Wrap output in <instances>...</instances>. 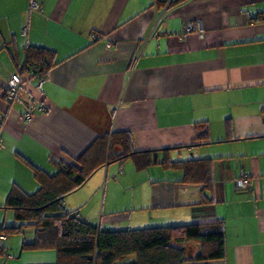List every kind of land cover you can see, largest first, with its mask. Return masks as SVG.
I'll return each mask as SVG.
<instances>
[{"label":"crops","instance_id":"crops-1","mask_svg":"<svg viewBox=\"0 0 264 264\" xmlns=\"http://www.w3.org/2000/svg\"><path fill=\"white\" fill-rule=\"evenodd\" d=\"M35 2L0 0V91L26 47L58 62L14 100L0 95V209L11 212L0 229L14 224L4 208L11 187L38 189L34 167L53 174L95 139L128 132L135 152L209 161L213 200L182 182L181 169L128 159L96 169L64 196L66 211L110 230L123 221L129 229L221 222L225 256L210 264H264V0ZM189 23L196 30L183 33ZM242 175L248 183L238 188ZM0 236V263L55 264L52 252L16 251Z\"/></svg>","mask_w":264,"mask_h":264},{"label":"trees","instance_id":"trees-1","mask_svg":"<svg viewBox=\"0 0 264 264\" xmlns=\"http://www.w3.org/2000/svg\"><path fill=\"white\" fill-rule=\"evenodd\" d=\"M155 1L158 7H163L166 3L173 6L184 0ZM23 56L21 64L14 59L15 74L21 85L29 78L44 79L58 63L55 53L44 48L26 47ZM1 89V97L8 100L5 88ZM226 128L230 129V124ZM195 137L197 141L205 142L207 131H196ZM159 152L162 154L160 160L155 151L135 152L131 134L118 132L95 139L75 159V164L63 165L53 174L34 167L33 178L38 189L27 194L16 185L11 187L4 208L13 211L14 224L1 228L0 235L31 230L33 241L23 242L22 249L52 252L55 264H121L129 256L135 258L132 264H210L224 259L221 222L110 230L92 225L73 211L65 210L64 196L83 185L96 169L109 163L122 164L128 159L139 169L149 165L181 169L184 173L182 182L202 185L204 200H213L209 161L173 162L168 149Z\"/></svg>","mask_w":264,"mask_h":264},{"label":"rangeland","instance_id":"rangeland-1","mask_svg":"<svg viewBox=\"0 0 264 264\" xmlns=\"http://www.w3.org/2000/svg\"><path fill=\"white\" fill-rule=\"evenodd\" d=\"M82 192H84V194H85V192H87V191H86V189H84ZM99 194H100V197H101L102 196V190L99 191ZM97 196H98V194H96L93 199L89 200L87 205L85 204L86 205L85 209L89 208V206H93V202L97 198ZM1 207H3V205H0V208ZM96 209H98V211H99L101 209V206L98 204V207ZM103 211H105V210H103ZM6 213L8 214V217L11 214V212L9 210L0 209V225L2 224V220L7 219L6 216H5ZM100 213H101V211H100ZM100 217H101V215L100 216H95L96 219H94L93 223L97 224V221L98 220L100 221V219H101ZM123 223L126 226H119L118 225V226H116L114 228V230H128L129 226L127 225V221H123ZM123 223H121V224H123ZM25 232H27V233L25 234ZM31 233H32L31 230L30 231L25 230V231H23L21 233H18V234L7 235L5 237V238H7V241H5L4 243H5L6 246H8L7 242L10 240L11 242L14 243V246H13L14 250L18 251V250H20V247H21L23 242H28V241L31 240V238H30V236H31L30 234ZM1 243H3V242H1ZM15 258H16V260H18L17 256ZM0 262H2V261L0 260ZM134 262H135L134 256H129L124 261H122L121 264H132ZM0 264H2V263H0Z\"/></svg>","mask_w":264,"mask_h":264},{"label":"built area","instance_id":"built-area-1","mask_svg":"<svg viewBox=\"0 0 264 264\" xmlns=\"http://www.w3.org/2000/svg\"><path fill=\"white\" fill-rule=\"evenodd\" d=\"M30 7L36 9L37 8V4L35 2V0H30ZM193 30H196V25L194 24H186L183 30V33H188L191 32ZM21 86V81L19 79V77L14 74L11 76L8 85L6 87V93H7V98L8 100H13L16 96H17V92L19 90ZM26 121H31V117L30 116H26ZM247 177L245 175L240 176V178H238L236 180V185L238 188H245L247 186ZM3 236H0V239H2Z\"/></svg>","mask_w":264,"mask_h":264}]
</instances>
